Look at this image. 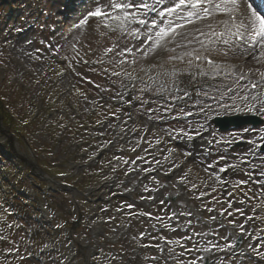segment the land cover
Here are the masks:
<instances>
[{
	"label": "rangeland",
	"instance_id": "374dc122",
	"mask_svg": "<svg viewBox=\"0 0 264 264\" xmlns=\"http://www.w3.org/2000/svg\"><path fill=\"white\" fill-rule=\"evenodd\" d=\"M64 2L0 0V110L5 135L13 142L12 149L0 152V264H190L195 255L199 259V249L211 241L210 235L231 230L230 220L220 218L222 212L240 211L248 195L254 196L255 204L264 201V163L250 166L256 174L254 182L234 174L228 188L221 191L215 184V171L224 163L243 158L238 148L229 150L226 142L247 136L248 130H217L210 158L205 155L207 147L200 153L185 148L195 157L187 164L186 156L177 162L166 157L169 148L178 150L180 145L171 144L157 153L140 150L138 138L148 130L150 118L160 126V131L153 133L154 140H166L181 131L200 130L210 122L176 123L171 116L187 107L217 103L195 100L180 108L171 103L170 96L157 99L167 81L170 86L183 78L188 83L184 74L171 73L196 64L191 55L176 67L178 57L186 53L177 45L156 68L159 80L163 75L168 80L163 79L156 89L143 84L132 115L111 110L129 76L143 74V66L153 61L157 49L145 56L137 51L142 40L107 31L104 21L96 17L77 27L97 6L91 2L76 13V23L64 26L61 35L64 15L59 13ZM107 3L109 0H100L102 5ZM33 23L35 31L18 35V30ZM109 48L112 51H106ZM125 48L132 52H124ZM191 52L211 54L228 63L223 82L207 94L221 93L223 102L227 99L229 104L232 96L239 101L248 82L264 71V62L258 63L251 54L230 49L193 48ZM53 54L59 56L58 61ZM240 75L244 79H239ZM71 81L81 90L69 92ZM51 103L55 105L38 119L33 116L40 104ZM91 108L96 109V121L90 123ZM0 140H6L3 134ZM110 141L114 143L112 150L96 165L90 164L96 150L111 145ZM159 161L163 168L146 177L147 172L157 169L155 162ZM133 169L137 174L129 176ZM108 180L112 185L97 192L100 183ZM234 181L244 188L242 194L237 193ZM158 188L164 191L161 200L153 203L150 198ZM201 195L208 200H200ZM171 207L179 212L176 224L168 221ZM262 217L237 253L212 261L263 264L259 259L264 255L260 238L264 235V214ZM203 236L209 240L202 242ZM253 238L258 239L255 244ZM163 239L170 242L166 252L160 251Z\"/></svg>",
	"mask_w": 264,
	"mask_h": 264
},
{
	"label": "snow or ice",
	"instance_id": "6c2138e0",
	"mask_svg": "<svg viewBox=\"0 0 264 264\" xmlns=\"http://www.w3.org/2000/svg\"><path fill=\"white\" fill-rule=\"evenodd\" d=\"M90 2L97 6L94 10L87 12L76 25L77 27L84 25L89 17H98L104 21V26L109 30L132 35L142 40V47L137 51H143L145 56L157 48L162 51L174 50L167 48L168 37L175 42L176 36L186 38L189 35L187 32H177L178 28L184 24L204 22L211 18L216 23H206L203 28L196 29L205 37L201 41V47L216 51L217 46H223L234 53L251 54L258 63L264 62V0H109V3L104 5L100 4V0H90ZM218 14H223L225 18L216 20ZM133 25L140 27L133 28ZM218 27L220 30H217ZM141 28L144 29L143 32ZM178 46L184 45L178 43ZM106 51H112V49L109 48ZM123 51L131 53L132 49L125 48ZM193 54L192 52L182 53L181 57ZM223 54L227 56L228 51H223ZM195 58L201 59L198 55ZM208 63L212 74H218L221 65L210 59ZM259 75L260 82L264 83V71H260ZM239 79H244V76L240 75ZM256 86L255 83H251L252 88ZM230 99L232 105H235L234 108L223 102V96L216 103L220 108L225 110L232 108L236 112L256 111L257 103L260 109H264V92L245 94L240 97L239 103L244 104V108L239 106L236 96ZM186 155L189 154L186 153Z\"/></svg>",
	"mask_w": 264,
	"mask_h": 264
},
{
	"label": "bare ground",
	"instance_id": "6f19581e",
	"mask_svg": "<svg viewBox=\"0 0 264 264\" xmlns=\"http://www.w3.org/2000/svg\"><path fill=\"white\" fill-rule=\"evenodd\" d=\"M197 150H200V148H195V151H197ZM263 261H264V257H263Z\"/></svg>",
	"mask_w": 264,
	"mask_h": 264
}]
</instances>
